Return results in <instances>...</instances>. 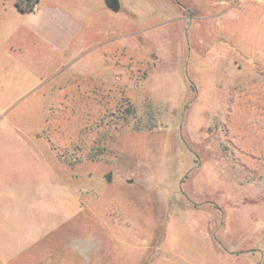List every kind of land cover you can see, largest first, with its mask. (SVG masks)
Returning <instances> with one entry per match:
<instances>
[{"label": "rangeland", "instance_id": "374dc122", "mask_svg": "<svg viewBox=\"0 0 264 264\" xmlns=\"http://www.w3.org/2000/svg\"><path fill=\"white\" fill-rule=\"evenodd\" d=\"M119 1L0 29V264H264V0Z\"/></svg>", "mask_w": 264, "mask_h": 264}, {"label": "crops", "instance_id": "0c3cea01", "mask_svg": "<svg viewBox=\"0 0 264 264\" xmlns=\"http://www.w3.org/2000/svg\"><path fill=\"white\" fill-rule=\"evenodd\" d=\"M83 1H87V3L84 4L82 0H77L74 5H65L54 4L48 0H40L33 12H24L16 6L15 0H0V29L23 28V30L37 35L38 39L51 45L54 49H66L75 43L84 29L83 18L87 17L86 11L91 5L89 0ZM101 1H103L105 7L113 8L110 0H93L96 4ZM8 16L14 17L15 24H12V22H10L11 24L8 23L12 20ZM1 20H4V22L2 23ZM0 43H3L1 37ZM3 54L4 51L2 49L0 50V55L2 56ZM240 248V246L234 245L230 249L226 248L227 251L232 253H227L225 249L226 252L223 254L233 260L247 257L246 255H241L243 249Z\"/></svg>", "mask_w": 264, "mask_h": 264}, {"label": "trees", "instance_id": "16d2710c", "mask_svg": "<svg viewBox=\"0 0 264 264\" xmlns=\"http://www.w3.org/2000/svg\"><path fill=\"white\" fill-rule=\"evenodd\" d=\"M40 0H15L16 6L24 12L34 11Z\"/></svg>", "mask_w": 264, "mask_h": 264}, {"label": "water", "instance_id": "95a60500", "mask_svg": "<svg viewBox=\"0 0 264 264\" xmlns=\"http://www.w3.org/2000/svg\"><path fill=\"white\" fill-rule=\"evenodd\" d=\"M111 6L113 7V10L118 12L121 9V3L119 0H110Z\"/></svg>", "mask_w": 264, "mask_h": 264}]
</instances>
